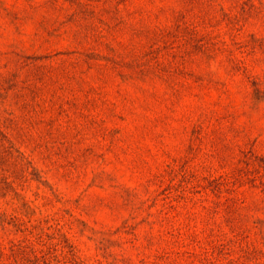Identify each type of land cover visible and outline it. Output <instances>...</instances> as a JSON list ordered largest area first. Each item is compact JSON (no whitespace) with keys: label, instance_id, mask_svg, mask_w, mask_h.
Listing matches in <instances>:
<instances>
[{"label":"rangeland","instance_id":"1","mask_svg":"<svg viewBox=\"0 0 264 264\" xmlns=\"http://www.w3.org/2000/svg\"><path fill=\"white\" fill-rule=\"evenodd\" d=\"M0 154V246L264 264V0H0ZM226 198L246 241L191 257Z\"/></svg>","mask_w":264,"mask_h":264},{"label":"trees","instance_id":"2","mask_svg":"<svg viewBox=\"0 0 264 264\" xmlns=\"http://www.w3.org/2000/svg\"><path fill=\"white\" fill-rule=\"evenodd\" d=\"M3 137H6L1 133ZM13 143H10L6 147L5 152L10 154L13 150ZM4 157L0 154V165L3 164ZM217 182V181H216ZM214 191L221 196V185L215 183ZM196 191V188H195ZM194 191V192H195ZM183 197L179 196V199ZM194 206H200L201 209L206 211L208 216L216 217L219 214L224 215V224L229 228L230 235L223 233L221 230L218 232L215 229H210L209 233H206L204 240L198 238V235H193L192 242L200 248V253L189 252L191 257H200L205 262L209 263V256L221 257L227 254V251L237 244L242 245L247 239V232L238 226L239 221H236L233 217L235 215V209L238 208L237 202L226 198L221 200H207L197 199L191 200ZM173 208V207H171ZM176 208V207H175ZM209 218V217H208ZM238 222V223H235ZM54 237L49 235L46 240L43 237L38 238V241L32 242L26 241H10L9 247L0 246V264H50L49 258L54 256L57 252V245L52 243ZM51 241V242H50Z\"/></svg>","mask_w":264,"mask_h":264}]
</instances>
